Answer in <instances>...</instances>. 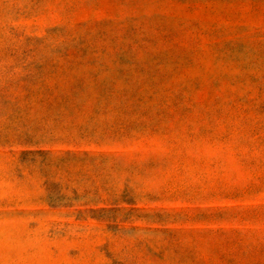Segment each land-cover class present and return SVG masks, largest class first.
Wrapping results in <instances>:
<instances>
[{"label":"rangeland","instance_id":"1","mask_svg":"<svg viewBox=\"0 0 264 264\" xmlns=\"http://www.w3.org/2000/svg\"><path fill=\"white\" fill-rule=\"evenodd\" d=\"M0 264H264V0H0Z\"/></svg>","mask_w":264,"mask_h":264}]
</instances>
